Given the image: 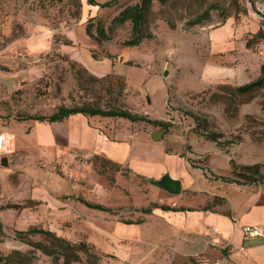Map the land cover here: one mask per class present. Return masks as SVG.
<instances>
[{
    "label": "rangeland",
    "instance_id": "374dc122",
    "mask_svg": "<svg viewBox=\"0 0 264 264\" xmlns=\"http://www.w3.org/2000/svg\"><path fill=\"white\" fill-rule=\"evenodd\" d=\"M107 1L110 0H97L101 4ZM263 1L170 0L166 5L155 2L148 17L147 30L151 36L139 45L130 46L125 44L131 37L130 22L115 27L111 33L109 27L124 7L139 0H119L112 7L91 5L87 0H0V138L3 137L0 169L12 167L8 178L18 183L31 164L35 170L44 172L41 173L44 176L37 177L48 186L50 195H55L56 188L60 198L67 201L103 198L102 185L118 187L121 170L132 185L149 186L147 179H131L128 168L98 154L59 155L53 149L50 152L48 148L38 149L32 137L24 136V132L27 134L30 130L22 128L23 118L48 116L61 106L122 109L166 123L170 128L164 140L174 139L171 145L186 151L196 146L194 139L199 135H216L217 140L222 138L219 142H230L240 139L246 127L264 132L261 117L264 115V86L248 93H240L232 87L263 75L264 29L253 34L245 26L252 17L263 24ZM197 17L203 21L192 24ZM102 27L111 34L110 39L97 40ZM87 59L91 66L87 65ZM104 59L117 70L124 69L126 76L114 71L100 76L98 68L110 67L107 62L103 65ZM233 75L236 81L228 82ZM248 100L253 102L249 120L239 124L240 132L231 134L230 139L220 130L221 125H225L223 119L246 114ZM120 120L128 123L127 142H138L143 150L147 138L149 144H153L147 128H163L136 121L144 130H138L129 138L130 132L135 131L130 128L134 127V121ZM12 124L20 129L18 149L13 147V134L6 133ZM10 140L12 146L7 150L3 145ZM4 157H8L7 165L2 163ZM1 189L0 183V197ZM133 196L147 203L145 194L133 192ZM131 197L127 191L126 211L134 210ZM26 201L24 204L0 203V221L4 226L0 256L13 254L15 250L27 256L13 254L10 264H125L99 245L104 241L102 237L107 241L110 236L94 234L86 215L76 212V216L63 213L56 217L53 212L36 209L22 216L17 209L39 204L34 200ZM5 203L21 207L7 208ZM154 204L157 203L148 208H153ZM106 207L112 217L122 209ZM49 208L53 209L51 205ZM31 227L55 232L75 244V252L62 250L45 234H17L18 230ZM32 243H42L50 253ZM62 253L70 258L69 263L59 256Z\"/></svg>",
    "mask_w": 264,
    "mask_h": 264
},
{
    "label": "crops",
    "instance_id": "0c3cea01",
    "mask_svg": "<svg viewBox=\"0 0 264 264\" xmlns=\"http://www.w3.org/2000/svg\"><path fill=\"white\" fill-rule=\"evenodd\" d=\"M245 26L248 32L255 34L261 28L264 29V22L262 24L252 17L247 19ZM87 60V65L91 66L92 63ZM105 62L110 67L98 68L100 76L112 71L126 76L124 69L117 70L107 59L102 60L103 65ZM235 81L234 76L228 82ZM252 81L253 78L247 79L246 84ZM252 103L246 101V114L226 116L222 122L225 125L220 127L221 132L229 136L240 132L239 124L249 120ZM261 117L264 121V115ZM120 119L76 113L55 122L25 120L22 127L30 130V133L24 132V136L32 137L38 149L48 148L49 152L53 149L59 155L72 152L78 155L98 154L109 162L128 168L131 179H147L149 186H139L137 183L132 185L122 175L125 171L121 170L118 187L111 188L103 184V198L87 199L93 203L122 208L118 214L112 217L110 211L93 208L86 204L88 201L63 200L56 188L55 195H50L48 186L37 177L44 176L41 174L44 172L35 170L31 164L25 168L24 178L18 183L8 178L13 171L12 167L0 169V203L10 201L24 204L26 199L39 202L35 206L17 209L22 216L36 209L44 213L53 212L56 217L63 213L72 216H76V212L84 214L91 220L94 234L110 236L107 241L102 237L104 241L99 245L103 250L125 264H264V236L244 238L245 226H264V181L232 179L233 165L240 169L259 164L264 176V132H256L255 127H246L240 139L230 142H219L221 137L214 140L199 135L194 139L196 146L190 152L171 145L174 139L154 141L151 133L156 130L147 128L146 133L153 144H149L147 138L144 144L146 149L143 150L142 144L127 142L128 123ZM133 123L134 127L130 128L135 131L130 130L132 134L128 135L129 138L142 129L135 124L136 121ZM19 130L17 124H12L6 132L13 134V147L16 149L19 148ZM11 146V140L5 144L7 150ZM50 174L54 175L52 172ZM166 174L180 181L179 194L170 193L155 184ZM127 191L132 196L130 202L133 211H126ZM19 192L23 194L20 196ZM133 192L145 194L147 203L139 201ZM152 203L157 204L149 213L140 210L148 208ZM163 206H169L170 209H164ZM128 218L131 223L126 220ZM213 237H217L221 243L212 244Z\"/></svg>",
    "mask_w": 264,
    "mask_h": 264
},
{
    "label": "trees",
    "instance_id": "16d2710c",
    "mask_svg": "<svg viewBox=\"0 0 264 264\" xmlns=\"http://www.w3.org/2000/svg\"><path fill=\"white\" fill-rule=\"evenodd\" d=\"M89 4L91 5H100L101 7H112L118 3L119 0H110L105 3H99L97 0H87ZM155 2H158L162 5H166L170 2V0H139L134 5H128L124 7L113 19L111 22V25L109 27V32L111 33L115 27L119 25H124L127 22L131 23V37L125 41L126 45L130 46H135L139 45L144 38H149L151 36L150 32L147 30L148 27V17L149 14L152 11L153 5ZM211 8L216 7V6H210ZM206 14L209 16V12L207 11ZM203 17V16H202ZM201 17H197L192 24H199L203 20ZM172 26H174L172 24ZM88 33L91 34V30L88 27ZM111 34H109L104 27L100 28L98 31V38L97 40L101 39H110ZM264 86V68H263V75L248 83L245 85H241L240 87H237V91L240 93H248L249 91L255 90L257 88H261ZM76 113H84L88 115H101V116H106V117H121L125 119H129L131 121H145L151 124H157L163 128H166L167 130L169 129L168 124H164L163 122L159 121H154L151 120L145 116L141 115H134L128 110H122V109H99V108H82V107H68V106H61L56 112H53L52 114L48 116H36V115H29L25 118L24 120H37L41 122H55V121H61L65 119L66 117L76 114ZM215 136H211V139H216ZM233 173H234V178H232L234 181H249V182H258V181H264V176L261 173V166L259 164L255 165H249V166H244L241 167L240 169L233 165ZM89 206L100 209V210H105V211H110L109 208L106 206H103L102 204H92L89 202H86ZM8 205V206H7ZM7 208H19L21 207L20 205L17 204H6ZM164 209H170L169 206H163ZM151 211V208H144L143 212L149 213ZM128 223H131L128 221ZM4 233V226L3 223L0 221V239L3 236ZM17 234L20 236H25V235H37V234H45L48 235L52 238L53 242L55 245H60L62 250L68 251V250H73L76 247L75 244L71 243L65 238H62L58 236L55 232L51 230H47L44 228L40 227H31L28 230H18ZM33 245H36L38 248L48 252L47 248L42 243H32ZM75 252V251H74ZM13 254L19 255L22 258L27 257L26 255H23V253L19 250H15ZM13 254L6 255V256H0V264H10L11 260L13 258ZM76 255V254H75ZM60 257H64L66 262H70V258L65 255L64 253L59 254ZM76 258L79 256L76 255Z\"/></svg>",
    "mask_w": 264,
    "mask_h": 264
},
{
    "label": "water",
    "instance_id": "95a60500",
    "mask_svg": "<svg viewBox=\"0 0 264 264\" xmlns=\"http://www.w3.org/2000/svg\"><path fill=\"white\" fill-rule=\"evenodd\" d=\"M166 131H167L166 128L156 130L151 133V137L154 141H160L163 138ZM7 160L8 159L4 157L2 160V163L4 165H7ZM155 184L168 190L170 193H173V194H179L181 192L180 181L173 180L169 174H166L165 176H163V178L159 181H156Z\"/></svg>",
    "mask_w": 264,
    "mask_h": 264
},
{
    "label": "built area",
    "instance_id": "2783aa9c",
    "mask_svg": "<svg viewBox=\"0 0 264 264\" xmlns=\"http://www.w3.org/2000/svg\"><path fill=\"white\" fill-rule=\"evenodd\" d=\"M264 236V226L262 225H247L244 227V238L251 239L257 237ZM212 244L217 245L220 244V240L217 237H213L211 239ZM215 264H221L220 262H216Z\"/></svg>",
    "mask_w": 264,
    "mask_h": 264
},
{
    "label": "bare ground",
    "instance_id": "6f19581e",
    "mask_svg": "<svg viewBox=\"0 0 264 264\" xmlns=\"http://www.w3.org/2000/svg\"><path fill=\"white\" fill-rule=\"evenodd\" d=\"M0 144H2V142H0ZM5 144H6V143H4V145H3V146H5ZM3 146H2V147H3ZM0 147H1V146H0Z\"/></svg>",
    "mask_w": 264,
    "mask_h": 264
}]
</instances>
